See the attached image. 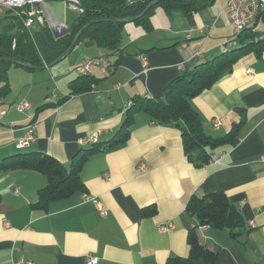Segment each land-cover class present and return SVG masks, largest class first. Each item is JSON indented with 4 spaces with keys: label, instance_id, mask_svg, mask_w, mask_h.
Here are the masks:
<instances>
[{
    "label": "crops",
    "instance_id": "crops-1",
    "mask_svg": "<svg viewBox=\"0 0 264 264\" xmlns=\"http://www.w3.org/2000/svg\"><path fill=\"white\" fill-rule=\"evenodd\" d=\"M227 2L215 0L192 16L158 8L151 32L128 22L120 64L108 77L96 68V85L85 93L68 97L81 62L107 53L96 43L81 42L51 68L12 67L11 92L0 103L5 112L0 118V163L20 153H37L69 169L82 149L93 145L82 146L81 139L97 134L96 143L106 146L117 140L128 103L165 98L170 84L187 69L234 50L230 45L240 46ZM43 13L52 30L53 22L69 28L79 14L60 0L50 1ZM256 24L264 31L263 18ZM21 101L30 102L31 109L20 112ZM45 104L52 106L39 110ZM191 105L209 136L223 137L240 125L235 144L214 151V156L225 154L219 164L191 161L177 126L159 124L140 110L125 142L85 163L86 191L53 201L47 210L34 207L48 185L46 175L34 170L5 173L0 178V264L20 259L86 264L88 256L96 257L97 264H166L171 257L189 255L188 235L194 228L203 244L219 249L214 264H264V48L261 54L253 50L242 55ZM214 120L221 122L219 129ZM30 130L34 142L18 149L16 140ZM213 192H224L230 202L222 230L200 225L187 212L192 199ZM85 195L96 198L107 216ZM149 206L155 211L146 217L143 209ZM168 224L171 231L160 230Z\"/></svg>",
    "mask_w": 264,
    "mask_h": 264
},
{
    "label": "trees",
    "instance_id": "trees-1",
    "mask_svg": "<svg viewBox=\"0 0 264 264\" xmlns=\"http://www.w3.org/2000/svg\"><path fill=\"white\" fill-rule=\"evenodd\" d=\"M157 1L147 13L143 12ZM215 0H79L83 12H79L75 23L68 28V33L56 38L48 24L36 25L32 31L24 24L30 8L6 10L0 18L3 30L0 34V58H14L28 64L23 67L18 64L0 61V100L11 92L9 72L12 67H22L32 71L43 68L60 56L72 45L78 32L87 24L99 19L114 18L118 22H97L85 28L78 42L85 44L96 43L113 57L114 70L123 57L121 47L123 30L130 22L140 26L146 32L153 30L152 17L158 8L167 13L180 10L187 16H192L199 10L214 3ZM264 12L259 16L258 22ZM260 38V40H257ZM240 46L223 53L211 61L202 63L174 80L165 92V98L134 99L128 115L119 133L118 139L109 145L95 143L90 148L82 149L67 169L54 157L47 154L20 153L0 163V178L15 170H34L48 177V185L39 191L35 208L47 210L53 201L67 199L76 193L85 192L82 181V171L85 163L98 152L108 150L117 143L125 142L134 124V115L144 110L152 120L159 124H175L183 138L185 152L189 159L197 165H206L214 156V151L221 147L233 146L240 125L234 126L231 132L223 137H212L205 133L203 122L193 109L191 100L209 90L224 73L230 72L238 59L256 50L259 54L264 48V31L258 29L257 24L237 34L234 39ZM77 44V45H78ZM109 53V54H108ZM96 79L93 76L79 75L71 82L72 95L85 93L94 89ZM64 98L61 102L65 101ZM52 105L45 104L39 108L43 110ZM230 202L224 192H213L204 198H194L187 206L190 216L196 217L200 225L209 226L215 230H222L226 224ZM154 206L143 209L144 216H151ZM240 226L243 224H239ZM198 228L191 229L188 235L189 255L187 257H171L166 264H214L219 249L203 244L198 234ZM235 236V233L231 234Z\"/></svg>",
    "mask_w": 264,
    "mask_h": 264
},
{
    "label": "built area",
    "instance_id": "built-area-1",
    "mask_svg": "<svg viewBox=\"0 0 264 264\" xmlns=\"http://www.w3.org/2000/svg\"><path fill=\"white\" fill-rule=\"evenodd\" d=\"M50 1L53 0H0V18L3 16L6 10L30 8L28 17L25 19L24 24L28 30L32 31L36 25H45L47 23L43 11ZM60 1L77 12H83V10L79 6V0ZM227 9L229 20L234 27L236 36L237 34L242 33L245 29H248L250 26L255 25L258 22L259 16L264 12V0H228ZM53 24L56 29L65 28L62 24H57L55 22H53ZM257 40H260V38H258ZM138 58H140L144 66L148 65L146 59L142 55H139ZM96 68H99L106 77L110 76L114 72L112 58L107 54L102 53L95 58L85 59L77 67L76 71L80 75L94 76V70ZM248 73L251 72L248 71ZM1 101L2 100H0V103ZM131 106L132 102L128 103L126 105V108L129 109L131 108ZM17 107L20 112H26L31 109L32 104L28 101H21L18 103ZM4 114L5 112L0 111V118ZM212 123L216 129H219L221 126V122L219 120H214ZM34 140V135L30 130L16 140V146L18 149H23L29 147L30 144L34 142ZM97 141L98 135L96 134L94 136H91L90 138L81 139L79 143L82 146H87L95 144ZM224 157L225 154L215 155L208 161L206 165L219 164ZM85 199L87 201L94 202L102 217L107 216L108 212L103 209L102 204L96 198L85 195ZM250 224L254 227L256 226L255 222L253 221H251ZM172 229V224L160 226V230L164 232L171 231ZM97 263L98 259L94 256H88L86 258V264ZM13 264H34V262L20 259Z\"/></svg>",
    "mask_w": 264,
    "mask_h": 264
},
{
    "label": "water",
    "instance_id": "water-1",
    "mask_svg": "<svg viewBox=\"0 0 264 264\" xmlns=\"http://www.w3.org/2000/svg\"><path fill=\"white\" fill-rule=\"evenodd\" d=\"M156 3H157V1L153 2L152 4H150V6L143 12V15L145 13H147L154 5H156ZM105 21L118 22V21H121V20L114 19V18H106V19L95 20V21L91 22L90 24H87L86 26H84L78 32V34L76 35V37H75L72 45L69 47V49L62 56H60L57 60H55L53 63H51V64L43 67L42 69H44V68H51V67L55 66L56 64L60 63L70 52H72L76 48V46H77V44H78V42H79V40H80V38L82 36V33H83V31H84L85 28L89 27L92 23L105 22ZM53 33L56 36V38H60V37H62L65 34L68 33V28L55 29V30H53ZM0 61L12 62V63L18 64L20 66H23V67H28L29 66L25 62L20 61L18 59H14V58H0Z\"/></svg>",
    "mask_w": 264,
    "mask_h": 264
},
{
    "label": "rangeland",
    "instance_id": "rangeland-1",
    "mask_svg": "<svg viewBox=\"0 0 264 264\" xmlns=\"http://www.w3.org/2000/svg\"><path fill=\"white\" fill-rule=\"evenodd\" d=\"M259 26V25H258ZM264 29V28H263ZM2 30H3V25H0V34H1V32H2ZM124 36H125V34H124ZM127 38V37H126ZM234 48H237V45H230L229 46V48L228 49H234Z\"/></svg>",
    "mask_w": 264,
    "mask_h": 264
}]
</instances>
